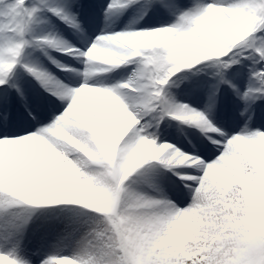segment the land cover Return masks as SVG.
<instances>
[{
    "label": "snow or ice",
    "instance_id": "obj_1",
    "mask_svg": "<svg viewBox=\"0 0 264 264\" xmlns=\"http://www.w3.org/2000/svg\"><path fill=\"white\" fill-rule=\"evenodd\" d=\"M262 105L264 0H0V264H264Z\"/></svg>",
    "mask_w": 264,
    "mask_h": 264
},
{
    "label": "rangeland",
    "instance_id": "obj_2",
    "mask_svg": "<svg viewBox=\"0 0 264 264\" xmlns=\"http://www.w3.org/2000/svg\"><path fill=\"white\" fill-rule=\"evenodd\" d=\"M123 20V19H122ZM119 31V30H116ZM180 94L177 99L182 103H190L194 107L203 105V96L194 95L189 89H186L184 85H180L179 88L174 89V93ZM185 93V94H184ZM186 97H192V101ZM226 101V102H225ZM230 103V104H228ZM239 102L233 97L232 92L227 87L222 88L219 103L217 106V118L223 122L229 124H235L239 120ZM184 141V142H183ZM186 140H182V143H186Z\"/></svg>",
    "mask_w": 264,
    "mask_h": 264
},
{
    "label": "bare ground",
    "instance_id": "obj_3",
    "mask_svg": "<svg viewBox=\"0 0 264 264\" xmlns=\"http://www.w3.org/2000/svg\"><path fill=\"white\" fill-rule=\"evenodd\" d=\"M124 23H127V19H123V20H121V25L124 24ZM94 27H96V28L102 27V24L98 22L96 25H94ZM115 30H121V28H120V27H117ZM174 94L176 95V98H177L178 96H180V94L178 95V93H176V92H175ZM184 94H185V93H184ZM186 98H188V100H190L191 102H193V101L191 100L192 97H191V98H190V97H186ZM225 102H226V101H225ZM228 104H230V103H228ZM237 122H238V120H237ZM237 122H235V123H237ZM257 122H258V124H260V125H264V105H262L261 108L258 109ZM168 133H169V136H170L171 138H173L175 141H180V142H182V140H185L184 135H182V134L176 129V127H175V122H173V127H172L171 129H168ZM189 135H191V134H189ZM183 142H184V141H183Z\"/></svg>",
    "mask_w": 264,
    "mask_h": 264
}]
</instances>
